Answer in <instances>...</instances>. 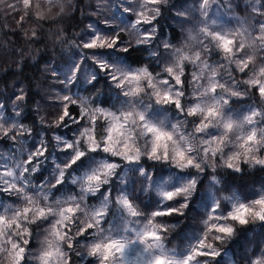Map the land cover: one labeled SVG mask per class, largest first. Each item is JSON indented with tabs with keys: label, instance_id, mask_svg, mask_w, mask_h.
<instances>
[{
	"label": "clouds",
	"instance_id": "9594fccd",
	"mask_svg": "<svg viewBox=\"0 0 264 264\" xmlns=\"http://www.w3.org/2000/svg\"><path fill=\"white\" fill-rule=\"evenodd\" d=\"M161 262L264 264V0H0V264Z\"/></svg>",
	"mask_w": 264,
	"mask_h": 264
},
{
	"label": "snow or ice",
	"instance_id": "6c2138e0",
	"mask_svg": "<svg viewBox=\"0 0 264 264\" xmlns=\"http://www.w3.org/2000/svg\"><path fill=\"white\" fill-rule=\"evenodd\" d=\"M95 45H89V47H94ZM225 47H227V42H226V44H225ZM162 137L161 136H158L157 137V139L159 140V139H161ZM107 150V149H106ZM181 155V158H182V154H180ZM168 198L169 199H171V194H169V196H168ZM157 215H160L159 213H157ZM240 218V216L238 215L237 217H234V219H239ZM244 221L241 219V223H243ZM220 231H230V230H228V229H220ZM111 247H114V245H109L108 246V249H106V251H108ZM161 264H162V262H161Z\"/></svg>",
	"mask_w": 264,
	"mask_h": 264
}]
</instances>
